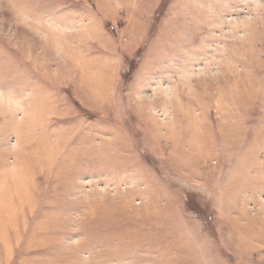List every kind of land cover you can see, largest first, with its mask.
<instances>
[{
	"label": "rangeland",
	"instance_id": "374dc122",
	"mask_svg": "<svg viewBox=\"0 0 264 264\" xmlns=\"http://www.w3.org/2000/svg\"><path fill=\"white\" fill-rule=\"evenodd\" d=\"M2 172L0 264H264V0H0Z\"/></svg>",
	"mask_w": 264,
	"mask_h": 264
},
{
	"label": "bare ground",
	"instance_id": "6f19581e",
	"mask_svg": "<svg viewBox=\"0 0 264 264\" xmlns=\"http://www.w3.org/2000/svg\"><path fill=\"white\" fill-rule=\"evenodd\" d=\"M15 175H11L9 172L0 173V240L7 235L9 229L17 226L16 218L23 208L24 200L27 198L28 192L26 189L24 191L26 184L19 183L20 180L22 182V175L19 172ZM9 177L10 179L14 177L19 180L17 179L18 181L14 182L16 180H10Z\"/></svg>",
	"mask_w": 264,
	"mask_h": 264
}]
</instances>
